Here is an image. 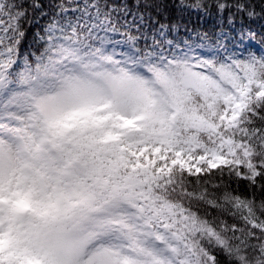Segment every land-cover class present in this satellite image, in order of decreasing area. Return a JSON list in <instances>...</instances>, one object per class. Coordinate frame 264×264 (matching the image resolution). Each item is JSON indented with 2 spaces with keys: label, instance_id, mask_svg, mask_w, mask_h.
Instances as JSON below:
<instances>
[{
  "label": "snow or ice",
  "instance_id": "snow-or-ice-1",
  "mask_svg": "<svg viewBox=\"0 0 264 264\" xmlns=\"http://www.w3.org/2000/svg\"><path fill=\"white\" fill-rule=\"evenodd\" d=\"M160 7L0 0V264H264V0Z\"/></svg>",
  "mask_w": 264,
  "mask_h": 264
},
{
  "label": "trees",
  "instance_id": "trees-1",
  "mask_svg": "<svg viewBox=\"0 0 264 264\" xmlns=\"http://www.w3.org/2000/svg\"><path fill=\"white\" fill-rule=\"evenodd\" d=\"M161 7L159 10V19L162 23L165 24H175L178 27V31L173 33H186L189 30L193 33L196 32H207L210 35L217 31V25L219 24V20L215 15V10H213L211 15H203L197 14L195 12H178L173 7L174 0H159ZM257 11L259 12V7H257ZM241 24V20L239 17L236 19L237 27ZM243 24L245 26L253 28L257 33H264V18L256 19L253 21H249L246 17L243 20ZM187 30V31H186ZM32 30H29V40L31 39ZM231 187L236 188V182H231ZM239 190L241 192H245L247 190V186L244 182L239 184Z\"/></svg>",
  "mask_w": 264,
  "mask_h": 264
},
{
  "label": "rangeland",
  "instance_id": "rangeland-1",
  "mask_svg": "<svg viewBox=\"0 0 264 264\" xmlns=\"http://www.w3.org/2000/svg\"><path fill=\"white\" fill-rule=\"evenodd\" d=\"M240 26V25H239ZM238 26V27H239ZM248 27V26H247ZM189 33H193V32H191L190 30L188 31V32H186V33H172L170 36H169V38L171 39V38H175V39H177V40H179V39H183V38H185V37H187L188 36V34ZM194 34V33H193Z\"/></svg>",
  "mask_w": 264,
  "mask_h": 264
}]
</instances>
